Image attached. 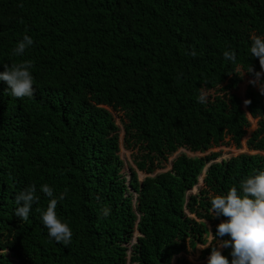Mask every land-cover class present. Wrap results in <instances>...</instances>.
<instances>
[{"label":"trees","instance_id":"trees-1","mask_svg":"<svg viewBox=\"0 0 264 264\" xmlns=\"http://www.w3.org/2000/svg\"><path fill=\"white\" fill-rule=\"evenodd\" d=\"M24 33L34 43L13 55ZM256 35L264 36V0H0V71L30 60L34 81L33 95L20 98L0 81V264H171L205 245L202 220L213 225L207 258L226 219L212 217L211 195L264 168V76L245 105L238 95L260 71L248 53ZM229 48L234 62L222 55ZM112 111L137 150L130 181ZM249 117L259 119L247 142L257 154L218 162L219 153H182L160 171L181 149L241 148ZM30 184L39 199L22 221L14 198ZM42 184L65 193L55 211L72 230L67 246L41 224ZM230 251L221 250L229 262Z\"/></svg>","mask_w":264,"mask_h":264},{"label":"clouds","instance_id":"clouds-1","mask_svg":"<svg viewBox=\"0 0 264 264\" xmlns=\"http://www.w3.org/2000/svg\"><path fill=\"white\" fill-rule=\"evenodd\" d=\"M33 43L31 36L22 34L12 48V54L22 56L26 48ZM248 53L250 57L258 58L260 64V71L254 72L256 79L249 82L259 83L261 91L260 81L264 75V36L251 37ZM189 54L195 56L197 53L191 51ZM222 55L229 62L236 59V52L231 48L225 50ZM31 66L30 60L11 65L3 64L0 81L7 85L5 91L17 98L31 97L34 93ZM247 72H253L251 65ZM197 100L201 104L206 103L207 92L201 89ZM40 191L49 197L46 208L39 211L41 224L47 229L49 238L67 246L71 241L72 230L67 222L58 218L55 211L58 199H64L65 193L54 195L53 187L48 184L40 185ZM36 192L35 184H30L18 192L14 198L13 215L22 221L27 220L33 203L39 199ZM209 204L212 217L223 216L226 219L216 225L214 238L217 243L211 248L207 264H264V168L255 169L251 174L242 177L238 186H232L221 194L211 195ZM109 212L107 207L102 210L104 216ZM225 234L227 239L217 240ZM221 247H230L231 262L221 254Z\"/></svg>","mask_w":264,"mask_h":264},{"label":"rangeland","instance_id":"rangeland-1","mask_svg":"<svg viewBox=\"0 0 264 264\" xmlns=\"http://www.w3.org/2000/svg\"><path fill=\"white\" fill-rule=\"evenodd\" d=\"M262 76H264V75H262ZM255 79L256 78L249 79L246 77L245 80L239 85L238 95L243 98L244 105L246 104L245 103V101H246V97H245L246 94L245 93H246L248 87L251 84H253V83H250L249 81L255 80ZM112 113L115 117L116 123L118 124V126L121 129V132H120V136H121L120 142L121 143H120L119 155L121 156L122 160L124 161V166H125L124 172H127V174H128L127 179H129L130 178L129 170L132 168L136 170V167L134 164V156L137 153V150H132V149H129L125 146V143H124L125 132L123 129V125L120 121L119 114H117L116 112H113V111H112ZM249 121H250L251 127L248 129V135L243 139V141L241 143V148L237 149L236 146H234L233 144H230L228 146H222V147L210 149L205 153H191V152H187V151L181 149L174 156H172L169 159L168 164L165 165L164 169L160 170V171L161 172L169 171L172 168L173 160L178 155H181L182 153L187 154L190 157H197V156L201 157V156L210 155L212 153H219L221 156L217 159L218 162H220L222 160L231 159V158L236 157L240 154H245V153L252 154V155L257 154V152L251 151L248 148L247 142H248L249 138L251 137V134L258 128L259 119H254L252 117H249ZM262 155H264V153H262ZM138 174H139V178L141 181L144 180L146 177H148V175H146L142 172H138ZM202 178L203 177H201L199 185L197 187H195L192 192H190L191 194H197L198 192H200V189L203 188ZM201 222H204L207 225V228L209 230V234L205 238V240H206L205 245L198 244L195 248H190L188 250V252L174 257L171 264H176L177 260L180 258H183V257L189 259L193 264H207V258L208 257L203 258L202 253L205 249H207L213 243V236H212L213 225H212V222H209L207 220H202ZM223 248L224 247H221L219 250L221 251Z\"/></svg>","mask_w":264,"mask_h":264},{"label":"water","instance_id":"water-1","mask_svg":"<svg viewBox=\"0 0 264 264\" xmlns=\"http://www.w3.org/2000/svg\"><path fill=\"white\" fill-rule=\"evenodd\" d=\"M202 182L204 183V176H203V178H202Z\"/></svg>","mask_w":264,"mask_h":264}]
</instances>
